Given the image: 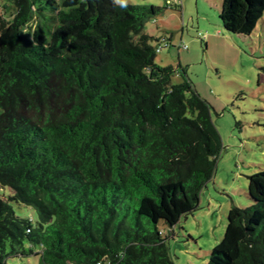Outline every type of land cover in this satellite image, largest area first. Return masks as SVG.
Returning <instances> with one entry per match:
<instances>
[{"label":"trees","instance_id":"1","mask_svg":"<svg viewBox=\"0 0 264 264\" xmlns=\"http://www.w3.org/2000/svg\"><path fill=\"white\" fill-rule=\"evenodd\" d=\"M6 1L0 187L13 194H0V264H175L159 223L198 210L224 147L186 69L173 83L176 68L156 61L145 25L162 8ZM263 16L264 0L222 1L228 32L251 35ZM248 179L252 204L232 205L207 264H264V171Z\"/></svg>","mask_w":264,"mask_h":264},{"label":"rangeland","instance_id":"2","mask_svg":"<svg viewBox=\"0 0 264 264\" xmlns=\"http://www.w3.org/2000/svg\"><path fill=\"white\" fill-rule=\"evenodd\" d=\"M168 1L176 6H168ZM222 1L127 0L162 8L145 25L153 44L163 46L156 61L176 68L173 83L183 81L186 69L188 79L211 105L224 147L202 189L198 210L173 227L159 223L175 264L208 263L212 249L225 235L232 205L252 204L248 177L264 171V16L251 35L228 32L220 19ZM13 11L8 1H0V14L10 17ZM165 40L169 46H164ZM181 44L188 48L180 49ZM0 194L7 198L13 191L0 187ZM11 204L17 215L36 224L33 207ZM7 263L39 264V257L10 256Z\"/></svg>","mask_w":264,"mask_h":264},{"label":"built area","instance_id":"3","mask_svg":"<svg viewBox=\"0 0 264 264\" xmlns=\"http://www.w3.org/2000/svg\"><path fill=\"white\" fill-rule=\"evenodd\" d=\"M169 2V1H168ZM169 44H170V42H168L167 40H165L164 41V46H169ZM162 43L158 46V48H157V52H160L161 51V49H162ZM180 48H184V49H187L188 48V46L187 45H185V44H181L180 45Z\"/></svg>","mask_w":264,"mask_h":264},{"label":"clouds","instance_id":"4","mask_svg":"<svg viewBox=\"0 0 264 264\" xmlns=\"http://www.w3.org/2000/svg\"><path fill=\"white\" fill-rule=\"evenodd\" d=\"M114 3L123 7L127 4V0H114Z\"/></svg>","mask_w":264,"mask_h":264}]
</instances>
